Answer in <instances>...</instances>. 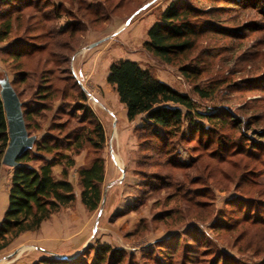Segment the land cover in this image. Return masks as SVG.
<instances>
[{
	"label": "trees",
	"instance_id": "obj_1",
	"mask_svg": "<svg viewBox=\"0 0 264 264\" xmlns=\"http://www.w3.org/2000/svg\"><path fill=\"white\" fill-rule=\"evenodd\" d=\"M214 1L221 4L214 9L238 6L261 10L264 19V0ZM213 8L205 11L186 0H171L147 29L143 48L160 61L176 65L199 98H214L219 85L227 92L253 89L264 92V77L256 75L264 73L263 54L261 64L256 62V66L246 70L252 77L236 80L230 74L202 84V75L207 67L197 50L198 37L203 33L221 38L242 37L235 35L239 30L207 19L213 14ZM62 13L59 5L52 3L46 9L41 0H0V54L12 62L14 79L9 82L11 87L27 80L24 69L27 58L36 55V62L50 63L51 53L57 56L54 49L65 48V37L70 39L74 31L79 30L76 27L71 31L67 27L56 29L54 22ZM16 31L21 32L12 36ZM253 31L264 32V24ZM56 79L53 67L41 68L32 94L37 98L34 105L22 108L20 102L28 135H31L28 132L31 116L47 109L44 101L53 98L57 92ZM105 81L124 105L128 121L142 116V123L134 127V132L138 149L152 160L149 163H145L146 159L138 160V168L156 167L168 171V177L164 178L180 183L181 198L185 201L183 212L190 206L194 207V218L207 222L216 239L223 237L225 243V248H222L203 229H195L192 233L189 230L184 233L187 240H181L177 234L159 239L147 251L141 252L140 258L151 264H264V95L243 101L237 114L231 113L229 106L221 103L200 111L189 95L160 81L148 68L126 58L109 64ZM69 88L74 91L73 85ZM76 96L78 102L85 100L81 87ZM74 110L80 113L72 116H78L76 121L82 125L65 131L62 139L51 133L43 134L40 139L34 138L32 147L17 159V165L11 167L7 207L0 220V250L19 234L36 230L42 221L74 202V187L68 179V168L74 166L71 155L78 153L85 143L97 150L105 139L103 128L89 107L76 103ZM55 127L61 132L64 125L59 123ZM186 136L196 143V157L189 163L175 161L172 157L175 143ZM7 141V126L0 100V158ZM63 150L69 153H63ZM45 155L51 157L46 159ZM33 161L40 164L33 166ZM55 165H61L58 178L52 173ZM184 169H192L196 172L195 177L188 179L187 174L182 173L174 178L172 170ZM76 174L80 202L87 210H94L101 199L102 158L95 156L88 165L79 167ZM150 174H154L150 176L154 181L162 182L163 174ZM211 174L233 182L237 193L225 201L235 206L231 213L213 208L212 193L206 183L212 178ZM197 184L200 187L189 189ZM91 249L89 264H139L133 253L108 244H97ZM232 249L236 254L230 253ZM245 252L249 259L242 257ZM61 261L75 264L74 258Z\"/></svg>",
	"mask_w": 264,
	"mask_h": 264
},
{
	"label": "rangeland",
	"instance_id": "obj_2",
	"mask_svg": "<svg viewBox=\"0 0 264 264\" xmlns=\"http://www.w3.org/2000/svg\"><path fill=\"white\" fill-rule=\"evenodd\" d=\"M41 1L46 9L53 3L63 10L60 18L54 22L56 29L67 27L71 31L76 27L79 30H75L70 39L65 37V48L54 49L57 56L54 57L51 53L50 63L36 62V55L25 60L27 80L12 86L22 108H32L37 100L32 94L41 68L53 67L54 76L57 78L54 85L58 87L54 97L44 101L48 108L31 116L28 132L35 139H40L45 133L59 135L62 139L65 131L82 125L76 121L78 116H72L79 115L80 112L74 110V107L76 103H82L89 107L101 124L105 139L102 147L97 150L85 143L78 153L71 155L74 166L68 168V178L75 192L72 205L52 214L36 230L19 234L1 250L0 264H65L61 259L70 258H74L75 264H89L93 253L91 247L97 244H108L126 253H133L139 264H151L140 258L141 252L147 251L155 241L176 234L181 240H187L184 233L189 230L192 233L195 229H203L220 247L225 248L223 237L216 239L215 232L209 229L207 222H199L194 218V207L190 206L183 212L185 201L181 198L180 183L176 184L172 179L164 178L168 177V171L156 167L138 168V160L141 162L146 159L145 163L152 160L138 149L134 132V127L142 123V116L133 121L125 118V110L115 91L105 81L107 68L112 61L118 59L136 61L140 66L148 68L160 81L189 95L200 111L221 103L228 105L231 113L237 114L240 113L238 107L243 101L263 96L264 92L255 89L238 93L227 92L219 85L214 98H199L176 65L166 64L147 52L143 48V42L147 38L146 31L171 0ZM186 1L205 11L221 5L214 0ZM229 7L233 6L213 8V14L207 19L239 30V34L235 35L242 37L221 38L209 33L198 37L197 50L207 67L202 75L203 85L207 81H216L218 77L230 74L236 80L250 77L246 70L256 66V62L262 63L264 32L253 31L255 27L264 24L261 10ZM20 32H13L12 36ZM92 43L95 44L90 46ZM222 45L224 47L221 48ZM8 61L7 56L0 54V88L1 82H11L14 79L12 62ZM256 75L264 77V73ZM70 85L74 87L72 92ZM80 87L85 93V100L78 102L76 91ZM59 123L64 125L61 132L55 127ZM182 127L187 134L186 124L183 123ZM63 153L69 151L63 150ZM95 156H100L103 160L104 177L100 184V202L90 211L80 202L76 170L88 165ZM44 157L49 159L51 155ZM172 157L175 161L189 163L196 157L195 141L187 136L183 140L178 139ZM39 164V161L31 162L33 166ZM55 166L59 172L58 169L53 172V166L52 173L60 176L61 165ZM8 171H12L11 167L0 164V173L6 174ZM171 172L174 178L182 173H186L188 179L196 175L192 169ZM150 173L163 174L162 182L154 181L150 178L154 174ZM206 183L212 193L213 208L222 209L226 214L229 211L231 213L235 206L226 204L225 201L237 193L233 182H226L224 178L214 174ZM198 186L199 184L188 187L193 190ZM168 213L171 214L170 217ZM230 253L236 254L234 249ZM243 254V258L249 259L247 252Z\"/></svg>",
	"mask_w": 264,
	"mask_h": 264
},
{
	"label": "water",
	"instance_id": "obj_3",
	"mask_svg": "<svg viewBox=\"0 0 264 264\" xmlns=\"http://www.w3.org/2000/svg\"><path fill=\"white\" fill-rule=\"evenodd\" d=\"M96 43V42H95ZM92 43L90 46L94 45ZM0 100L7 126L8 141L0 158V164L8 167L17 165V159L32 147L34 136L26 132L20 101L7 80L1 82ZM61 258H65L61 256Z\"/></svg>",
	"mask_w": 264,
	"mask_h": 264
},
{
	"label": "crops",
	"instance_id": "obj_4",
	"mask_svg": "<svg viewBox=\"0 0 264 264\" xmlns=\"http://www.w3.org/2000/svg\"><path fill=\"white\" fill-rule=\"evenodd\" d=\"M120 104L124 108V105L122 103H120ZM124 110H125V108H124ZM124 113H125V111H124ZM125 118H126V116H125ZM55 169L57 170L58 167L54 166L53 172H55ZM57 172H59V169ZM10 176H11V171H8L6 174H4L3 172L0 173V220H1L3 213L7 207V197H8V188H9V183H10ZM55 177L58 178L59 174L55 173ZM42 222H44V221H42ZM21 234H25V232H23ZM1 250H0V254H1Z\"/></svg>",
	"mask_w": 264,
	"mask_h": 264
}]
</instances>
